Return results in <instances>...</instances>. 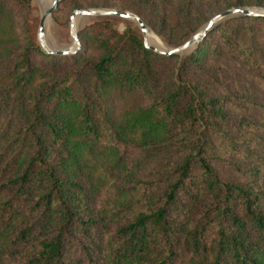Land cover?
Listing matches in <instances>:
<instances>
[{"label":"trees","instance_id":"16d2710c","mask_svg":"<svg viewBox=\"0 0 264 264\" xmlns=\"http://www.w3.org/2000/svg\"><path fill=\"white\" fill-rule=\"evenodd\" d=\"M149 9L165 12L154 2ZM234 19L264 25L263 16L250 15L220 23L177 72L176 55L145 47L128 29L98 59L39 88L20 136L33 149L22 163L20 152L7 157L20 164L0 183V193L12 189L0 202V253L10 251L11 264H264V188L216 171L215 138L227 139L226 129L209 133L218 124L211 118L221 113L220 98L182 74L216 37L215 53L224 48L264 77V31L259 40L254 34L244 40ZM24 30L37 49L29 20ZM21 62L32 71L27 55ZM113 93L138 94L144 102L116 117L107 104ZM129 130L142 147L133 160L120 148ZM88 154L119 171L112 208L95 206L80 178ZM0 264H6L1 257Z\"/></svg>","mask_w":264,"mask_h":264},{"label":"rangeland","instance_id":"374dc122","mask_svg":"<svg viewBox=\"0 0 264 264\" xmlns=\"http://www.w3.org/2000/svg\"><path fill=\"white\" fill-rule=\"evenodd\" d=\"M153 2L164 6L163 15L158 11L150 12ZM234 2L235 0H60L45 23V43L51 48L75 46L78 49L75 53L51 56L53 53L46 52L37 38L43 0H0V183L12 176L20 164L19 161L8 164L7 157L20 152L22 163L33 149L20 136L29 123L30 101L42 85L63 79L69 70H74L86 61L98 59L128 29L137 31L143 42L134 19L110 14L76 16L74 29L78 41L75 42L70 29V16L74 9L117 8L134 11L147 24L149 33L161 42L162 49H168L181 44L208 19L226 8L264 7L254 3ZM195 11L199 12L197 17L194 16ZM236 16L239 14L227 16L214 27ZM26 20L35 28L37 49L29 47L31 44L28 43L24 30ZM231 23L237 24L238 36L244 40L251 34L259 40L264 31V25L257 22H239L234 19ZM215 39L216 37L212 39V44L200 50L198 63L187 66L182 74L185 79L204 88L208 96L220 98L218 105L221 113L211 118L217 120L218 124L209 130L211 136H214L218 129H226L227 139L215 138L214 141L213 166L216 171L228 181L264 188V77L248 62L224 48L215 53L212 49ZM199 43L173 54L176 55L173 61L176 72L181 59L196 51ZM25 55L29 58L30 72L24 71L26 66L21 62ZM108 99L109 111L116 117H120L125 107L144 102L134 93L125 98L128 100L119 98L114 93ZM136 135L135 131L129 130L126 135L128 140L126 138V142L120 147L124 157L132 160L141 156L139 150L142 147L134 139ZM14 137L16 139L12 140ZM195 171H198L197 168ZM80 178L84 179L86 189L91 192L95 206H114L118 187L122 184L117 168L106 163L99 154H88ZM1 189L0 202L12 194L11 188ZM0 257L6 264L16 260L10 251H2Z\"/></svg>","mask_w":264,"mask_h":264},{"label":"water","instance_id":"95a60500","mask_svg":"<svg viewBox=\"0 0 264 264\" xmlns=\"http://www.w3.org/2000/svg\"><path fill=\"white\" fill-rule=\"evenodd\" d=\"M60 0H52L48 8H46L40 15L37 29V38L40 43V46L45 49L48 53L53 54H69L75 53L78 47H66V48H51L49 47L44 40L45 32V19L46 17L53 12ZM99 14H110L117 15L124 18H131L136 21L143 36V45L149 49H152L158 53L171 55L174 53L182 52L192 44L199 43L209 30H211L219 20L230 16L232 14L239 15H250V16H263L264 17V7H250V6H232L226 8L214 16H212L208 21L197 31L192 33L188 38H186L181 44L177 46L170 47L168 49H161L147 41L146 35L149 32V27L144 22L139 14L134 11L117 9V8H107V9H95V8H81L78 7L74 9L70 16V29L71 35L74 38L75 42L78 41L77 33L74 29V18L78 15H99Z\"/></svg>","mask_w":264,"mask_h":264},{"label":"bare ground","instance_id":"6f19581e","mask_svg":"<svg viewBox=\"0 0 264 264\" xmlns=\"http://www.w3.org/2000/svg\"><path fill=\"white\" fill-rule=\"evenodd\" d=\"M52 2V0H43V7H42V12L48 8V6L50 5V3ZM80 19V18H79ZM48 20V16L45 19V23ZM147 41L153 45H155L158 48H163L162 45L160 44L161 42H159V40L152 34V33H147L146 35ZM44 40H45V32H44Z\"/></svg>","mask_w":264,"mask_h":264}]
</instances>
